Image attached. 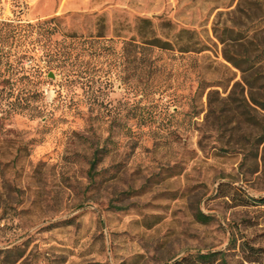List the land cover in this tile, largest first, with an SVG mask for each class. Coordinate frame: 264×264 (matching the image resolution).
Listing matches in <instances>:
<instances>
[{"label":"rangeland","instance_id":"rangeland-1","mask_svg":"<svg viewBox=\"0 0 264 264\" xmlns=\"http://www.w3.org/2000/svg\"><path fill=\"white\" fill-rule=\"evenodd\" d=\"M0 21L36 26L11 64L53 72L0 76V264H264V0H0Z\"/></svg>","mask_w":264,"mask_h":264},{"label":"trees","instance_id":"trees-1","mask_svg":"<svg viewBox=\"0 0 264 264\" xmlns=\"http://www.w3.org/2000/svg\"><path fill=\"white\" fill-rule=\"evenodd\" d=\"M53 20L46 21L43 25H48L52 23ZM43 25H39V27H42ZM36 26L34 25H28V26H21L20 24H13L8 22H2L0 21V76H3L6 71H14L17 69H20L23 71L25 76H32V73L36 76H44L46 73L52 74L53 72L51 70L47 71L46 68L51 65H45L43 64V58L40 56L37 57L35 55H32L31 51L25 49L24 51L20 52L16 59V64L13 65L9 62L10 59H14L16 55L12 56L9 52H6L7 46H21V43L23 41H26L28 39L29 34H32L34 32ZM48 31L50 34H53L54 29L49 28ZM42 33V32H41ZM49 34V33H48ZM150 45L154 47H162L165 48L167 45H169L167 42H164V44H161V41L158 39L151 40ZM12 56V57H11ZM26 61H31V67L28 68L24 63ZM8 68H6V66ZM22 65V66H21ZM256 202L260 203L261 206H264V196L260 199H257ZM204 217V216H201ZM202 219V218H201ZM219 255V252L210 253L207 255H202L201 259L203 260H211L212 258H215Z\"/></svg>","mask_w":264,"mask_h":264},{"label":"water","instance_id":"water-1","mask_svg":"<svg viewBox=\"0 0 264 264\" xmlns=\"http://www.w3.org/2000/svg\"><path fill=\"white\" fill-rule=\"evenodd\" d=\"M50 76H53V74H50Z\"/></svg>","mask_w":264,"mask_h":264}]
</instances>
